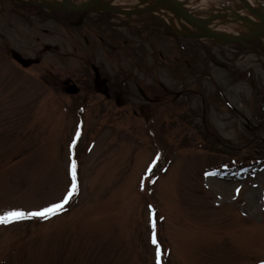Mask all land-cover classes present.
Wrapping results in <instances>:
<instances>
[{
    "label": "rangeland",
    "instance_id": "rangeland-1",
    "mask_svg": "<svg viewBox=\"0 0 264 264\" xmlns=\"http://www.w3.org/2000/svg\"><path fill=\"white\" fill-rule=\"evenodd\" d=\"M30 1L0 0V214L62 202L73 162L77 189L55 215L0 224V264H264V125L255 128L264 119V42L182 39L163 22L135 29L128 57L116 47L91 60L102 72L133 73L132 105H99L90 95L83 110L85 93L64 91L91 76L83 52H72L80 44L54 20L32 16ZM134 1L126 16L148 10ZM208 1L192 15L251 14L245 0ZM252 1L264 13V0ZM172 11L167 23L180 36L178 18L194 29ZM107 15L124 33L126 19ZM146 18L128 19L146 26ZM250 30L237 24L231 36ZM11 50L46 61L23 69ZM152 77L169 96L151 109L137 83L148 90ZM256 162L250 172L236 168Z\"/></svg>",
    "mask_w": 264,
    "mask_h": 264
},
{
    "label": "flooded vegetation",
    "instance_id": "flooded-vegetation-1",
    "mask_svg": "<svg viewBox=\"0 0 264 264\" xmlns=\"http://www.w3.org/2000/svg\"><path fill=\"white\" fill-rule=\"evenodd\" d=\"M32 10V16L34 15L38 19L43 21L54 20V23L58 24L61 28V31L64 36L69 39V44L73 43L80 44L79 46H74L72 48V52L75 55H81L83 52V58L87 60L90 65L91 76H82V81H75L76 85H78L82 90L86 92L87 96L84 101L91 99L90 95L99 96L100 100L98 101L99 105H109L112 107H119L127 109V106L131 104V85L128 83V78L133 75V73L127 69H122L121 73H117L114 69L112 72H102L100 69V86L105 91V93H101L99 89L95 86L96 72L94 73V64L91 63V60L95 57L96 53L98 54L100 51L105 53L112 52L114 49L123 48L122 55L124 58L129 56V51L132 49L128 45L132 42V35L136 34L135 29L146 30L152 32L151 29L155 24L160 22H156V18L152 19L146 18V26L144 22H137L138 20L131 22L132 20L127 19L124 20L119 26H125V32L121 33V31H113L112 22H110L106 14H97L94 12H77L72 10H59L53 12H47L43 9H37L34 5ZM112 16V15H111ZM114 17V16H113ZM37 22H41L38 20ZM117 29L120 27L116 26ZM114 27V29H116ZM122 30V29H120ZM79 31V32H78ZM75 41V42H74ZM125 45V46H124ZM111 46V47H110ZM47 48V47H45ZM62 49L64 47H61ZM104 48V49H103ZM130 49V50H129ZM125 53V55H124ZM113 54V53H110ZM178 53L176 51L173 52L174 58H179ZM67 57V55H65ZM118 56V57H119ZM176 56V57H175ZM41 62H45L46 58H43L41 55L36 56ZM131 59V58H130ZM41 64V63H40ZM176 63H173V66ZM151 64H149L150 66ZM188 67H190V63H187ZM178 68V65L175 67ZM151 72H155L157 67L155 65H151L148 68ZM47 70H52V68H47ZM184 70V69H183ZM102 72V73H101ZM155 79V77H152ZM154 79H152V83H154ZM73 84V83H72ZM72 85L68 86L66 84L65 93L71 88ZM158 86L161 88L159 89ZM52 87L55 88L56 84H52ZM131 87V88H130ZM163 86L160 83H156L147 89H143L139 83H137V89L142 96L143 99H147L151 104V109L155 105L154 102H159L162 98L166 99L169 96V91L162 90ZM146 90V91H145ZM147 95H145V93ZM167 92V93H166ZM165 93L164 96H162ZM67 96H69L66 93ZM72 97V96H69ZM169 103V102H165ZM147 111V112H146ZM146 107H141L140 112L145 113L146 116L152 115Z\"/></svg>",
    "mask_w": 264,
    "mask_h": 264
},
{
    "label": "bare ground",
    "instance_id": "bare-ground-1",
    "mask_svg": "<svg viewBox=\"0 0 264 264\" xmlns=\"http://www.w3.org/2000/svg\"><path fill=\"white\" fill-rule=\"evenodd\" d=\"M40 1V0H37ZM46 5H54V0H42ZM74 5H80L85 2V0H69ZM134 0H103L101 9L107 10L108 8L119 9L121 11L131 9L132 5L128 4ZM248 4V8L251 11V14L245 13V11L239 10L232 12L230 9L218 8L216 14H213L207 18H200V20L206 22V26L210 29H213L223 35H231L234 33V26L237 24L244 25L245 27H251L252 29H257V25H254L252 22L260 23L264 27V20L260 17L261 10L252 0H245ZM144 8H152L154 12L163 17V19L168 20L170 14H172L171 9L166 6L164 3H156L155 0H142L141 1ZM185 12L190 15L193 10L199 7L208 8L211 6V3L208 0H184L181 4ZM140 8V7H139ZM260 19V20H259ZM232 24V25H231ZM253 24V26H252ZM181 29L186 31L194 32L192 28L186 27V25L181 20L179 24ZM188 29H186V28ZM259 27V26H258ZM233 32V33H232ZM264 39V36H263Z\"/></svg>",
    "mask_w": 264,
    "mask_h": 264
},
{
    "label": "water",
    "instance_id": "water-1",
    "mask_svg": "<svg viewBox=\"0 0 264 264\" xmlns=\"http://www.w3.org/2000/svg\"><path fill=\"white\" fill-rule=\"evenodd\" d=\"M100 2L101 0H94L92 1L89 5H85L83 7H74L70 5L67 0H64V3L59 7H67L70 9L74 10H83V9H99L100 8ZM158 3H167L169 7L173 10H175L180 16H182L189 24H191L193 27L197 28L198 30L201 31V33L197 35H187L188 37H210L212 39H216L220 42L227 43V44H234V43H240V42H245L248 40L252 39H261L263 40L264 36V27L260 25V23L252 22L254 25H257L258 29L254 30L251 28L250 33L245 35V36H238V37H228L226 35H223L213 29H210L209 27L206 26V22L199 21L190 15H188L184 9L182 10V2L180 0H159ZM111 10L112 8H108ZM262 20H264V16H262ZM186 36V34H185ZM13 57L23 64L25 67H28L32 64V60H26L24 59L19 53L13 52Z\"/></svg>",
    "mask_w": 264,
    "mask_h": 264
},
{
    "label": "snow or ice",
    "instance_id": "snow-or-ice-1",
    "mask_svg": "<svg viewBox=\"0 0 264 264\" xmlns=\"http://www.w3.org/2000/svg\"><path fill=\"white\" fill-rule=\"evenodd\" d=\"M72 177H73V184L69 194L63 199L62 202L52 204L46 207H43L36 211H24V210H9L0 214V224H9L13 222H18L25 218H47L51 215H55L57 212L61 211L64 205L68 202L71 196L75 193L77 189L76 185V165L75 162L72 164Z\"/></svg>",
    "mask_w": 264,
    "mask_h": 264
},
{
    "label": "trees",
    "instance_id": "trees-1",
    "mask_svg": "<svg viewBox=\"0 0 264 264\" xmlns=\"http://www.w3.org/2000/svg\"><path fill=\"white\" fill-rule=\"evenodd\" d=\"M248 143H249V144H252V143H254V139H253L252 141H249ZM226 146H227V145H226Z\"/></svg>",
    "mask_w": 264,
    "mask_h": 264
}]
</instances>
